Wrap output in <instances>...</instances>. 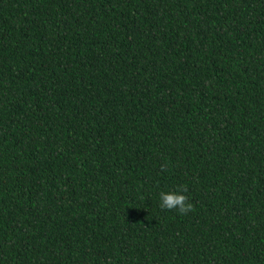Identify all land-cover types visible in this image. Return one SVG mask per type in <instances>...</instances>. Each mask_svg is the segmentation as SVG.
<instances>
[{
  "label": "trees",
  "instance_id": "obj_1",
  "mask_svg": "<svg viewBox=\"0 0 264 264\" xmlns=\"http://www.w3.org/2000/svg\"><path fill=\"white\" fill-rule=\"evenodd\" d=\"M0 264H264V0H0Z\"/></svg>",
  "mask_w": 264,
  "mask_h": 264
},
{
  "label": "clouds",
  "instance_id": "obj_2",
  "mask_svg": "<svg viewBox=\"0 0 264 264\" xmlns=\"http://www.w3.org/2000/svg\"><path fill=\"white\" fill-rule=\"evenodd\" d=\"M185 190L161 191L159 193L160 206L167 209H176L180 213H186L191 209V204L187 203V197L183 194Z\"/></svg>",
  "mask_w": 264,
  "mask_h": 264
}]
</instances>
